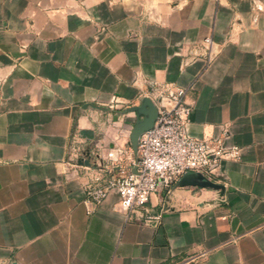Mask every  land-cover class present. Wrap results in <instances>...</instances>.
<instances>
[{"label": "crops", "instance_id": "1", "mask_svg": "<svg viewBox=\"0 0 264 264\" xmlns=\"http://www.w3.org/2000/svg\"><path fill=\"white\" fill-rule=\"evenodd\" d=\"M164 83L188 135L239 159L159 187V221L114 193L88 214L90 172L131 151L129 109ZM76 151L89 167H68ZM198 174L222 197L179 185ZM0 264H264V1L0 0Z\"/></svg>", "mask_w": 264, "mask_h": 264}, {"label": "built area", "instance_id": "2", "mask_svg": "<svg viewBox=\"0 0 264 264\" xmlns=\"http://www.w3.org/2000/svg\"><path fill=\"white\" fill-rule=\"evenodd\" d=\"M202 46L209 65L219 55V48L209 37ZM149 98L156 107L157 118L153 127L139 138L137 157L132 150L126 153L121 147L108 152L107 163H97L83 185L88 214L114 193L119 198V211L139 214L146 222L159 221L160 215L150 216L146 210L159 187L169 188L188 172L212 175L222 161L239 159L237 146L226 147L220 140L188 135L191 108L185 102L183 89L169 83L152 84ZM85 155L76 151L67 162L68 167L73 171L81 167L78 162L86 161Z\"/></svg>", "mask_w": 264, "mask_h": 264}, {"label": "water", "instance_id": "3", "mask_svg": "<svg viewBox=\"0 0 264 264\" xmlns=\"http://www.w3.org/2000/svg\"><path fill=\"white\" fill-rule=\"evenodd\" d=\"M129 112H132L136 115V120L129 134V145L136 158L139 138L141 137V135H143L153 127L154 122L157 118V110L151 99L145 97L141 100L139 106L130 108ZM78 165L89 166V162L87 160L84 162L79 161ZM179 185L182 187L190 186L203 190H213L218 193L217 197H222V187L205 179L202 175L199 174L185 176L181 180Z\"/></svg>", "mask_w": 264, "mask_h": 264}, {"label": "rangeland", "instance_id": "4", "mask_svg": "<svg viewBox=\"0 0 264 264\" xmlns=\"http://www.w3.org/2000/svg\"><path fill=\"white\" fill-rule=\"evenodd\" d=\"M143 1V0H142ZM130 146V145H129Z\"/></svg>", "mask_w": 264, "mask_h": 264}]
</instances>
